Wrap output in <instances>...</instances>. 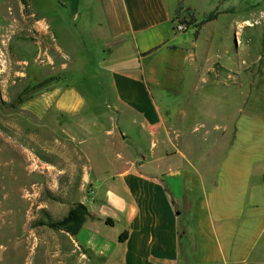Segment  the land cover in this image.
<instances>
[{
  "label": "crops",
  "instance_id": "1",
  "mask_svg": "<svg viewBox=\"0 0 264 264\" xmlns=\"http://www.w3.org/2000/svg\"><path fill=\"white\" fill-rule=\"evenodd\" d=\"M57 1L92 40L95 92L59 85L49 98L76 121L75 139H95L107 122L100 154L94 144L79 153L86 164L63 154L57 167L92 189L90 215L56 246L58 264H264L257 146L240 153L235 144V160L233 147L220 146L226 134L210 125L217 112L200 106L212 100L211 78L191 59L188 29L175 28L178 2ZM85 103L91 112L79 113ZM212 135L221 137L196 159V136Z\"/></svg>",
  "mask_w": 264,
  "mask_h": 264
},
{
  "label": "rangeland",
  "instance_id": "2",
  "mask_svg": "<svg viewBox=\"0 0 264 264\" xmlns=\"http://www.w3.org/2000/svg\"><path fill=\"white\" fill-rule=\"evenodd\" d=\"M166 1L178 2V20L196 18L188 28V47L211 78L206 90L213 95L200 106L208 115L217 112L210 125L226 134V140L196 136L202 146L196 159H206V148L220 137V146L233 147L229 160L236 159L235 144L240 153L257 146L255 163L264 187V0ZM209 13L215 18L198 28ZM90 42L57 0H0V264H58L56 246L76 228L61 221L92 196L89 183L81 189L79 179L69 183L57 167L63 154L86 164L79 153L94 144L100 154L107 122L102 116L95 139H75L68 133L75 132L76 121L65 119L58 101L49 98L59 85L77 94L95 92ZM49 77L53 80L44 87L33 88ZM81 108L79 113H90L93 107ZM110 147L117 145L113 141ZM48 221L58 226L43 224Z\"/></svg>",
  "mask_w": 264,
  "mask_h": 264
},
{
  "label": "trees",
  "instance_id": "3",
  "mask_svg": "<svg viewBox=\"0 0 264 264\" xmlns=\"http://www.w3.org/2000/svg\"><path fill=\"white\" fill-rule=\"evenodd\" d=\"M215 18L214 13H209L203 20H201L200 22H198L196 24V26L199 28L200 26H202L203 24H205L206 22L213 20ZM196 22V18H191L190 20L187 21L188 24V28L189 25L194 24ZM51 80H53L52 77L46 78L43 81L35 84L33 86L34 89H39L44 87L46 84H48ZM90 215L88 208L86 205L83 204H78V210L73 209L71 210L68 215L61 221L64 224L67 223H73L76 225L75 231L77 230V228H79V226L83 223L84 220H86V218ZM43 224H48L52 227L58 226L57 223H54L52 221H48V222H43ZM74 231V233H75ZM126 238V233H123L120 237L121 241H123Z\"/></svg>",
  "mask_w": 264,
  "mask_h": 264
},
{
  "label": "built area",
  "instance_id": "4",
  "mask_svg": "<svg viewBox=\"0 0 264 264\" xmlns=\"http://www.w3.org/2000/svg\"><path fill=\"white\" fill-rule=\"evenodd\" d=\"M188 19L183 18L181 21L176 18L175 21V28L177 31H185L188 29V24H187Z\"/></svg>",
  "mask_w": 264,
  "mask_h": 264
},
{
  "label": "water",
  "instance_id": "5",
  "mask_svg": "<svg viewBox=\"0 0 264 264\" xmlns=\"http://www.w3.org/2000/svg\"><path fill=\"white\" fill-rule=\"evenodd\" d=\"M179 213V211H177Z\"/></svg>",
  "mask_w": 264,
  "mask_h": 264
}]
</instances>
